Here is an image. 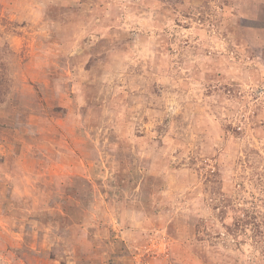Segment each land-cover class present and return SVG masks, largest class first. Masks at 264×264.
Masks as SVG:
<instances>
[{"label": "rangeland", "instance_id": "obj_1", "mask_svg": "<svg viewBox=\"0 0 264 264\" xmlns=\"http://www.w3.org/2000/svg\"><path fill=\"white\" fill-rule=\"evenodd\" d=\"M0 264H264V0H0Z\"/></svg>", "mask_w": 264, "mask_h": 264}, {"label": "trees", "instance_id": "obj_2", "mask_svg": "<svg viewBox=\"0 0 264 264\" xmlns=\"http://www.w3.org/2000/svg\"><path fill=\"white\" fill-rule=\"evenodd\" d=\"M1 79H2V75H1V68H0V96L3 95V89H4V88L1 86V85H2Z\"/></svg>", "mask_w": 264, "mask_h": 264}]
</instances>
